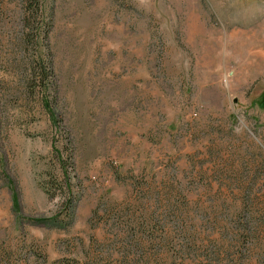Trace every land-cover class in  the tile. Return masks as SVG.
Masks as SVG:
<instances>
[{
  "label": "rangeland",
  "instance_id": "rangeland-1",
  "mask_svg": "<svg viewBox=\"0 0 264 264\" xmlns=\"http://www.w3.org/2000/svg\"><path fill=\"white\" fill-rule=\"evenodd\" d=\"M29 1L0 0V264H264V0Z\"/></svg>",
  "mask_w": 264,
  "mask_h": 264
},
{
  "label": "trees",
  "instance_id": "trees-1",
  "mask_svg": "<svg viewBox=\"0 0 264 264\" xmlns=\"http://www.w3.org/2000/svg\"><path fill=\"white\" fill-rule=\"evenodd\" d=\"M39 8V2H37V0H30L27 6V10H28V16L34 17V12H36ZM27 22H29V20L27 19ZM51 65L49 62V59L46 56L41 57L40 61H39V69L37 70L38 72L35 74H39V79L38 82L39 83V88L41 90V103L42 106L44 107V109L47 111V113L49 114V117L51 119V122L54 126H57L58 124V118H57V113L55 112V109L53 107V102H52V97L49 96V94H46L45 92L49 89V72L51 71ZM34 86V83H32L31 87ZM258 104L261 107H264V91L262 92L259 100H258ZM61 166H62V170L64 171V174L66 175V165H65V161L61 160ZM65 181V185L67 186L66 180ZM60 216V213H54V215H52V219L51 220H58ZM45 220V218L43 219ZM85 264V261H81L76 257H61V258H57L56 260H54L53 262H51L50 264Z\"/></svg>",
  "mask_w": 264,
  "mask_h": 264
},
{
  "label": "bare ground",
  "instance_id": "bare-ground-1",
  "mask_svg": "<svg viewBox=\"0 0 264 264\" xmlns=\"http://www.w3.org/2000/svg\"><path fill=\"white\" fill-rule=\"evenodd\" d=\"M261 20V19H260ZM260 23V22H259ZM261 25V24H260ZM263 25V24H262ZM247 35V34H246ZM259 50H260V52H259V50H258V52H259V54L260 55H264V51L261 49V48H258Z\"/></svg>",
  "mask_w": 264,
  "mask_h": 264
}]
</instances>
